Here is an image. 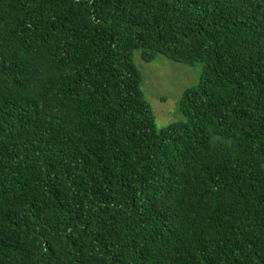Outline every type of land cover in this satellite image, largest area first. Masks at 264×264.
I'll return each instance as SVG.
<instances>
[{
	"label": "trees",
	"instance_id": "16d2710c",
	"mask_svg": "<svg viewBox=\"0 0 264 264\" xmlns=\"http://www.w3.org/2000/svg\"><path fill=\"white\" fill-rule=\"evenodd\" d=\"M0 264H264V0H0Z\"/></svg>",
	"mask_w": 264,
	"mask_h": 264
},
{
	"label": "rangeland",
	"instance_id": "374dc122",
	"mask_svg": "<svg viewBox=\"0 0 264 264\" xmlns=\"http://www.w3.org/2000/svg\"><path fill=\"white\" fill-rule=\"evenodd\" d=\"M134 60L142 74V90L152 105L158 129L181 120L179 104L182 94L199 82L201 64L189 66L164 55L145 62L140 50L135 52Z\"/></svg>",
	"mask_w": 264,
	"mask_h": 264
}]
</instances>
